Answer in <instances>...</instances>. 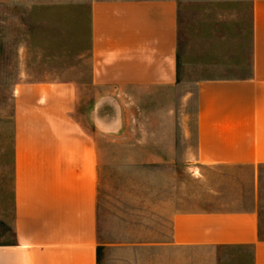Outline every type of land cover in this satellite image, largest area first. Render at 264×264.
Masks as SVG:
<instances>
[{
  "label": "crops",
  "instance_id": "crops-1",
  "mask_svg": "<svg viewBox=\"0 0 264 264\" xmlns=\"http://www.w3.org/2000/svg\"><path fill=\"white\" fill-rule=\"evenodd\" d=\"M229 1L238 4L229 13L248 33L246 65L195 84L192 145L183 120L182 134L163 132L149 140L157 141L160 156L181 158L199 174L229 169L228 189L235 198L227 202V188H220L224 197L213 204L175 212L169 241L157 246L159 264H264V0ZM68 5L89 14L90 83L97 96L78 117L74 83L16 85L14 237L0 244V264H99L104 93L115 91L124 106L121 96L133 106L157 101L162 126L181 103L179 0H0V7L19 8L5 12ZM182 138L185 148L179 151Z\"/></svg>",
  "mask_w": 264,
  "mask_h": 264
},
{
  "label": "rangeland",
  "instance_id": "rangeland-1",
  "mask_svg": "<svg viewBox=\"0 0 264 264\" xmlns=\"http://www.w3.org/2000/svg\"><path fill=\"white\" fill-rule=\"evenodd\" d=\"M237 6L229 0H179L181 103H176L168 124H160L165 120L158 115L162 107L157 101L133 106L121 96L124 106L115 91L104 93L97 180L99 264H159L157 246L169 241L175 212L213 204L224 197L220 188H227V202L235 198L228 189L229 169L207 168L199 174L181 158L160 156L157 141L149 138L163 132L182 134L179 123L183 120L192 145L195 84L246 65L248 33L228 10ZM14 9L19 8L0 7V244L14 237L12 110L16 85L74 83L78 117L97 96L90 83L89 14L69 5L38 6L33 9L39 12L33 13L5 12ZM178 148L184 150L183 138Z\"/></svg>",
  "mask_w": 264,
  "mask_h": 264
}]
</instances>
